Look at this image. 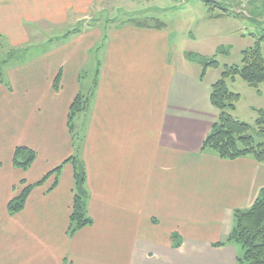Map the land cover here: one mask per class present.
<instances>
[{
  "label": "crops",
  "instance_id": "crops-1",
  "mask_svg": "<svg viewBox=\"0 0 264 264\" xmlns=\"http://www.w3.org/2000/svg\"><path fill=\"white\" fill-rule=\"evenodd\" d=\"M104 3L0 0V35L13 46L41 33L59 38L24 63L2 66L0 264H236L239 247L226 242L233 213L264 188V164L201 149L218 116L209 99L215 81L204 83L198 62L188 68L172 52L176 36L165 23L62 32L69 16L83 20ZM229 6L219 18L232 16ZM87 93L70 130V105ZM18 146L36 154L26 170L14 165ZM72 155L85 167L92 224L68 235ZM24 185H33L24 208L10 214L8 202Z\"/></svg>",
  "mask_w": 264,
  "mask_h": 264
},
{
  "label": "rangeland",
  "instance_id": "rangeland-1",
  "mask_svg": "<svg viewBox=\"0 0 264 264\" xmlns=\"http://www.w3.org/2000/svg\"><path fill=\"white\" fill-rule=\"evenodd\" d=\"M103 1L104 5L92 8L85 19L81 18L83 20H75L69 16L62 32L68 31L70 38H73L72 36L79 35L77 33L89 27L92 29L95 26L106 31L124 20L152 24L151 21L157 19L166 24L172 36H176L175 48L173 42L171 44L172 52L179 51L181 59L185 61L183 63L188 68L192 66L187 62L195 61L191 56L193 54H200L218 62V67L207 69L204 83L217 80L226 65H240L242 51L253 46L255 39L264 34V0H216L220 2L218 7H215L212 1L206 3L205 7L201 3L202 0ZM226 2L230 5V13L233 14L219 18L223 3ZM141 9L144 11H139ZM43 37L44 33H41L30 38L31 44L13 46L10 40L1 35L0 61H4L1 65L24 63L40 54L45 42L51 45L59 39ZM40 38L43 39L39 41ZM35 40L38 41L35 43ZM42 43L43 47L40 46ZM102 47L101 41L91 52L81 74V85L84 86L91 79L97 57L95 50ZM260 48L264 56V40ZM192 65L198 67L195 63ZM227 85L232 92L239 94L232 115L240 121L254 125L259 117L258 110H264V82L255 88L236 77L234 80H228ZM262 167L264 171V166Z\"/></svg>",
  "mask_w": 264,
  "mask_h": 264
},
{
  "label": "trees",
  "instance_id": "trees-1",
  "mask_svg": "<svg viewBox=\"0 0 264 264\" xmlns=\"http://www.w3.org/2000/svg\"><path fill=\"white\" fill-rule=\"evenodd\" d=\"M208 0L206 3H210ZM213 4H216L213 2ZM132 21L138 25H150L160 28L163 23L157 19L152 24ZM1 36V35H0ZM264 34L255 39L253 46L242 51L240 65H226L220 77L211 84L210 102L218 111V116L209 133L202 142L201 149H210L221 159L234 160L240 157H251L264 164V110H258L259 117L254 125L240 121L232 115L239 94L232 92L227 85L228 80L241 78L251 87H258L264 82V56L260 44ZM201 65L200 78L203 79L210 67H218L215 59L204 57L200 54L191 55ZM0 61V82L2 78V63ZM90 93L78 94L70 105L68 115L69 129L72 128L74 117L88 107ZM36 157L35 152L24 146L14 150V165L22 170L28 169ZM65 162H71L74 169L73 201L70 211L68 235L74 234L79 229L91 225L92 219L88 215V191L86 188V171L83 162L72 155ZM61 165L53 171L58 172ZM41 181L38 183L40 184ZM33 185H24L21 190L8 202L7 210L10 214L20 212ZM233 228L230 231L227 243L239 247L236 264H264V188L258 197L247 209H236L233 213ZM176 238V236H172ZM225 242V243H226ZM222 243V244H225Z\"/></svg>",
  "mask_w": 264,
  "mask_h": 264
}]
</instances>
